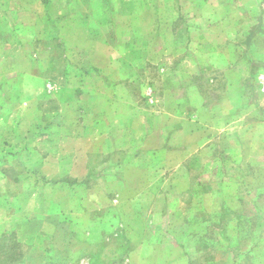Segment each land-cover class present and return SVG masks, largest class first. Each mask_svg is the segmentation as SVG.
Returning <instances> with one entry per match:
<instances>
[{
	"label": "rangeland",
	"instance_id": "374dc122",
	"mask_svg": "<svg viewBox=\"0 0 264 264\" xmlns=\"http://www.w3.org/2000/svg\"><path fill=\"white\" fill-rule=\"evenodd\" d=\"M0 264H264V0H0Z\"/></svg>",
	"mask_w": 264,
	"mask_h": 264
}]
</instances>
